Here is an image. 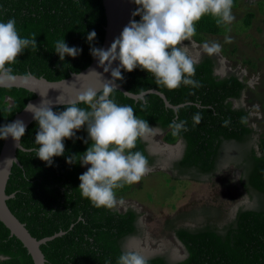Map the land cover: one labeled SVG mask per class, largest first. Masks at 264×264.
Listing matches in <instances>:
<instances>
[{
	"label": "trees",
	"instance_id": "trees-1",
	"mask_svg": "<svg viewBox=\"0 0 264 264\" xmlns=\"http://www.w3.org/2000/svg\"><path fill=\"white\" fill-rule=\"evenodd\" d=\"M237 3L234 0L233 8ZM251 18L247 14L243 19L244 29L249 27ZM9 19L16 21L21 38H36L37 45L25 49L11 65L15 75L31 74L48 81L68 78L91 63L90 49L100 48L104 37L102 0H0V22ZM139 19L135 17L136 21ZM262 22L264 25V18ZM195 27L192 40L197 44L202 43L204 34L227 32L225 25L218 26L210 15ZM92 31L96 38L89 42L87 36ZM62 39L69 47L81 49L80 54L61 61L55 44ZM195 67L193 79L202 87L181 85L171 91L157 85L151 74L139 68L131 73L121 70L123 79L117 82L125 90L139 94L154 89L171 105H183L176 111L166 108L155 94L134 101L114 90L110 98L132 107L138 118L163 131L164 143L182 141V156L172 165L175 176L197 182L221 176L222 186L229 188V182H233L234 189L240 190L248 203L239 205L234 217L222 225L208 217L210 210H206L205 223L195 229H175L169 222L167 228L173 230L186 256L171 261L167 254L156 255L147 258L148 264H264V136L256 139V131L247 124L248 110L241 105L233 107L234 102L240 103L246 83L234 73L217 76L219 63L215 55L205 53ZM34 97L23 89L0 90V126L9 124ZM196 113L202 116L198 125L193 123ZM229 119L230 123L224 126ZM174 120L186 121L187 131L172 136L169 124ZM37 131V122L29 126L22 144L25 151H19V166L14 165L7 182L6 194H13L6 202L9 210L37 240L65 232L40 246L45 264H117L119 256L128 251L127 240L140 233L139 214L131 207L121 212L116 207L96 208L81 196L79 176L85 171L78 155L91 145L86 127L64 141V155L54 157L51 166L33 151L39 147L35 144ZM146 146L143 140L138 141L134 151L142 152L148 165H153L155 157L148 154ZM71 156H77V162L67 163ZM229 167L239 173V187L232 179L224 178ZM141 186L126 185L116 190L117 201L129 197L132 190L139 191ZM0 264H30L25 249L1 223Z\"/></svg>",
	"mask_w": 264,
	"mask_h": 264
},
{
	"label": "clouds",
	"instance_id": "clouds-1",
	"mask_svg": "<svg viewBox=\"0 0 264 264\" xmlns=\"http://www.w3.org/2000/svg\"><path fill=\"white\" fill-rule=\"evenodd\" d=\"M137 9L131 20L111 46L92 47L91 55L99 60L105 72L111 69L112 81L102 90L87 88L78 94L76 102L67 104L62 112L53 111L50 102L39 107L28 106L38 124L33 149L36 157L49 166L54 157L64 155L66 139L75 137L76 132L86 127L91 145L86 152L78 155V162L88 170L79 176V191L96 208L113 209L117 205L116 190L126 185L137 184L147 174L148 160L140 151H134L138 141L147 140L159 134L158 127L152 128L147 120L138 118L132 107L117 104L111 97L115 81L122 80L121 70L131 73L139 68L155 78L157 85L167 90L178 89L181 85L193 88L202 87L194 80L196 61L189 55L188 45L196 34L195 25L206 15L213 17L218 26L231 25L235 20L232 13L234 0H134ZM231 31L230 28L227 29ZM95 31L88 34L87 40L94 41ZM224 42L231 44L232 38L225 36ZM29 46L37 47L36 38H21L16 21L9 19L0 22V86L13 85L17 76L11 65ZM208 56L221 53L219 42L203 44ZM82 50L69 47L64 39L55 44V53L61 61L66 56L77 57ZM119 61V66L112 64ZM28 79L27 76L24 77ZM6 101L11 102L9 98ZM58 103H63L58 100ZM78 104L87 107L81 108ZM202 116L196 113L193 123L199 124ZM186 121L174 120L169 124L172 136L187 131ZM230 123L224 121V126ZM26 125L21 120L0 126V140L9 137L20 147ZM87 143V141H85ZM166 146L173 147L166 144ZM71 156L67 163L77 162ZM117 264H148L147 257L139 252H123Z\"/></svg>",
	"mask_w": 264,
	"mask_h": 264
},
{
	"label": "rangeland",
	"instance_id": "rangeland-1",
	"mask_svg": "<svg viewBox=\"0 0 264 264\" xmlns=\"http://www.w3.org/2000/svg\"><path fill=\"white\" fill-rule=\"evenodd\" d=\"M232 13L235 20L231 25L225 26L231 31L227 30L223 35L204 34L201 44L193 40L184 43L188 45L189 55L196 62L206 53L203 50L204 43L215 41L222 45L221 53L215 55L219 63L215 73L219 77L234 73L246 83L240 103L234 102L233 107L241 105L248 110L247 124L256 131L255 137L259 141L264 136V0H238ZM247 14L252 15V18L249 27L244 29L243 19ZM225 36H230L233 42L225 43ZM159 134L146 141L148 144H157L156 149L162 147L166 161L158 169L148 170L141 182L134 184L137 188L142 183L139 191L131 189L129 197L118 199V208L125 209L131 204L137 206L135 208L143 214L142 221L146 227L141 242L152 251H159L164 247L162 252L153 254L166 251L183 257V249L176 241L173 230L167 228L169 222L174 228L184 225L200 226L209 217L221 225L228 221L237 206L248 203V199L244 202L240 192L234 189L233 182H229V188L222 186L224 180H221V176H215L207 182L192 181L189 178L171 181L170 177L174 173L167 169V161L178 156L175 151L179 147L161 145L163 137ZM170 148H173L172 154L171 150L168 151ZM235 173L229 167L223 175L224 178L235 181ZM206 210H210L208 217L205 215ZM147 253L149 254V250Z\"/></svg>",
	"mask_w": 264,
	"mask_h": 264
},
{
	"label": "water",
	"instance_id": "water-1",
	"mask_svg": "<svg viewBox=\"0 0 264 264\" xmlns=\"http://www.w3.org/2000/svg\"><path fill=\"white\" fill-rule=\"evenodd\" d=\"M102 5L105 15V26L104 37L100 48L107 50L112 42L120 36L123 28L127 26L131 20L135 19L132 14L137 9V5L134 3V0H102ZM106 66L107 65L101 66L99 60L93 57L91 63L86 68L79 73H72L68 78L62 80L48 81L43 77H35L31 74L16 75L17 80L13 85L0 86V90L23 89L35 95V97L29 100L24 108L19 113L15 114L10 121V123H13L16 120H21L26 125V132L21 139L20 147H18L16 142L9 137L8 139L3 140L0 149V223L25 249L30 264H45L46 260L41 252L40 246L64 235L65 232L61 231L50 237L37 240L31 236L25 225L12 214L6 203L13 197V194H6L7 182L14 165L19 166V161L17 159L19 151H25L22 144L29 126L36 122L33 118V113L28 111L27 107H39L44 102L46 104L50 102L53 111L59 112L65 110L67 104L76 102L80 92L87 88H93L98 91L102 90L106 83L112 81L111 69L105 72ZM118 66L119 61L113 62L112 68ZM25 76H27L28 79H25ZM114 83L115 84L112 86L116 91H119L125 97L134 101L139 99L143 100L148 94H155L164 102L166 108L176 111L179 107L183 106L171 105L162 93L154 89L139 94H133L125 90L117 81ZM58 100L63 103H58Z\"/></svg>",
	"mask_w": 264,
	"mask_h": 264
},
{
	"label": "flooded vegetation",
	"instance_id": "flooded-vegetation-1",
	"mask_svg": "<svg viewBox=\"0 0 264 264\" xmlns=\"http://www.w3.org/2000/svg\"><path fill=\"white\" fill-rule=\"evenodd\" d=\"M201 58V57H200ZM200 60V59H199ZM198 60V61H199ZM217 71V70H216ZM216 74V73H215ZM159 135H162V137H164V132L163 131H161L160 130V134ZM144 142H146L147 143V141L146 140H143ZM162 141H163V138H162ZM155 145H157V144H153V143H150V144H148L147 143V146H146V150H147V152H148V154L150 155V156H153V157H155V161H154V163H153V165H148V167H149V170L151 169H158L159 168V166L161 165V163L165 160L166 161V159H164L163 158V154H165V152H164V150L163 151H157V150H155L156 149V146ZM161 145H165V143H163L162 142V144ZM173 147H179V150L178 151H175V152H177V154H178V156L177 157H174V158H172V160L169 162V161H167L169 164H168V167H167V169L168 170H170L171 172H172V165H173V163L174 162H176L177 160H179L180 158H181V156H182V153H183V144H182V141L181 140H178L175 144H173L172 145ZM170 149H173V148H170ZM169 151V150H168ZM87 167H90V165L89 166H87ZM88 170V168H86V166H84V171L86 172ZM238 178H239V173L238 172H236L235 173V184L237 185V187H239V185H238ZM170 179H171V181L172 180H174V181H176V179H179L177 176H175V174H174V176L173 177H170ZM141 182V181H140ZM141 185H142V183H141ZM240 191V190H239ZM239 191H238V193H239ZM243 197V196H242ZM244 199V202H245V199H247L246 198V196H244L243 197ZM127 200H129V199H127ZM131 201V200H130ZM245 204H246V202H245ZM128 207H131V208H133V209H135L136 210V212L139 214V218H138V220H137V227H138V232H140L139 233V235H137L136 237H132V238H129L128 240H127V243H126V245H125V248L128 250V251H135V252H139L141 255H143V256H145V257H147V258H150V257H154V256H156V255H161V254H167L168 255V259L169 260H171V261H180V260H182L183 258H185V256H186V252H185V249H184V247H183V245L181 244V243H179L180 241L176 238V236H175V234H174V237H175V239H176V241L180 244V246L182 247V249H183V257H180L178 254H173L172 252L170 253V252H166L165 250V253H161V254H153L154 252H162V250L164 249V247H162V250H159V251H152V250H150L149 248H148V246L146 245V244H144V242H141V240L140 239H142L143 237H144V234H145V231H146V227L144 226V224H143V221H142V217H143V214H141V212L139 211V209L138 208H135V207H137V206H133L132 204L131 205H127V207L125 208V209H121V208H118V201H117V205H116V209L119 211V212H121V211H125ZM238 207V206H237ZM237 209L238 208H236V210H235V212L234 213H232V215H230L229 217H228V221L230 220V219H232L233 217H234V214L236 213V211H237ZM180 220V219H179ZM227 222V221H226ZM226 222H224V223H222V224H225ZM221 224V225H222ZM202 225V224H201ZM200 225V226H201ZM197 227H199V226H189V225H184V226H180V227H175V229H178V228H189V229H195V228H197ZM172 231V230H171ZM173 232V231H172ZM143 249H145V250H143ZM149 250V254L147 253V251Z\"/></svg>",
	"mask_w": 264,
	"mask_h": 264
},
{
	"label": "bare ground",
	"instance_id": "bare-ground-1",
	"mask_svg": "<svg viewBox=\"0 0 264 264\" xmlns=\"http://www.w3.org/2000/svg\"><path fill=\"white\" fill-rule=\"evenodd\" d=\"M159 147V146H158ZM169 147V146H168ZM155 150H157V151H163V148L161 147H159L158 149H155ZM168 150H171V154H172V152H173V149H168Z\"/></svg>",
	"mask_w": 264,
	"mask_h": 264
}]
</instances>
